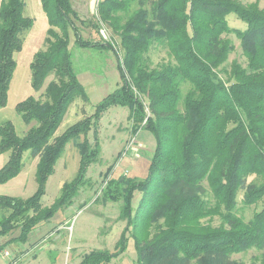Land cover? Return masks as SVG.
<instances>
[{
    "label": "trees",
    "instance_id": "1",
    "mask_svg": "<svg viewBox=\"0 0 264 264\" xmlns=\"http://www.w3.org/2000/svg\"><path fill=\"white\" fill-rule=\"evenodd\" d=\"M40 1L49 29L47 48L36 52L30 65L32 88L39 92L50 76L54 79L44 89V101L30 96L18 104L17 112L29 126L23 136L12 122L0 123V155L10 153L0 169V184L22 172L28 152L39 157L38 188L28 199L0 196V211H5L0 235L20 225L19 236L0 250L12 241L26 242L37 225L74 204L88 168L101 156L97 137L102 115L124 106L134 134L146 128L154 135V152L144 180L109 179L103 192L106 199L122 200L121 218L127 221L115 252L93 250L79 264H109L125 251L126 233L134 240L137 264H244L233 255L251 249L260 252L251 264H264V207L246 221L237 203L242 190L245 206L264 200V9L240 0H100L95 27H110L120 39V57L111 42L83 40L76 20H85L71 0ZM24 12V0H0V109L8 103L22 34L34 26ZM231 13L247 24L245 30L229 26ZM71 31L76 45L115 53L122 85L93 114L57 136L75 100L89 101L69 49ZM231 34L239 39L247 64L234 62L224 80L221 67L235 49ZM158 45L167 47L171 60L152 68L148 54ZM185 85L190 88L183 94ZM77 140L78 172L45 208L48 180L67 145ZM136 191L142 197L133 210ZM215 216L219 225L203 222Z\"/></svg>",
    "mask_w": 264,
    "mask_h": 264
},
{
    "label": "rangeland",
    "instance_id": "2",
    "mask_svg": "<svg viewBox=\"0 0 264 264\" xmlns=\"http://www.w3.org/2000/svg\"><path fill=\"white\" fill-rule=\"evenodd\" d=\"M24 1V14L34 19V26L22 34L24 46L22 51L15 53L17 67L10 85L8 103L5 108L0 109V123L5 121L12 122L20 136L26 133L29 126L25 125L17 112L18 104L30 96H34L39 101H44L45 98L42 95L44 89L54 79L53 75L50 76L43 89L39 92H35L32 88L30 65L35 53L47 48L46 37L49 23L40 0ZM88 1L73 0V4H75L81 19L85 20L84 23L76 20V25L83 40L87 43L103 40L100 34L102 25L95 27L98 24L97 13L95 16L94 10L92 11V8H90L91 4L88 5L89 10L87 12L81 11ZM240 2L243 4L257 3L261 9H264V0H240ZM227 21L229 26L234 29L245 30L247 27V24L234 13L227 16ZM103 25L109 36V40L104 41L113 42L119 56H123L120 39L113 34L108 25ZM228 38L232 40L235 49L221 67L220 77L224 80L228 79L234 62H238L244 67L247 64L239 39L234 34L229 35ZM75 39L76 37L71 31L69 49L73 56L74 68L78 73L79 81L86 88L89 101L85 102L80 98L75 100L59 126L56 132L57 136L85 116L93 114L96 105L122 85L118 60L113 51L82 47L76 45ZM148 58L152 68L171 60L167 47L159 45L150 50ZM189 88V85H185L183 94ZM129 115V108L124 106H113L102 115L99 121V134L97 137L101 146V156L98 162L88 168L86 174L87 182L81 187L74 204L63 208V210L65 209L63 218L58 212L59 214L57 213L58 215L56 214L51 220L37 225L30 232L26 244L33 240L38 242L45 241V244L49 241L51 242V239L56 240L57 238L58 242L63 240V244H57L58 248L53 251L54 254L50 253L49 255L52 260L56 256L55 260L59 257L61 264H73L77 260L79 261V258L82 260L85 254L93 250L115 252L117 242L126 229L127 221L121 218L122 200L115 202L106 199L103 196V192L107 188L109 179H113L116 182L118 178L123 176L121 181L125 177L134 178L137 181L144 180L155 148V138L150 130L141 128L136 134L132 132L133 123L130 121ZM89 137L93 143V133H90ZM77 142H80V140L70 142L67 145L64 155L56 165L55 173L50 176L46 186V195L42 198L43 207H50L60 195L63 183L72 180L76 176L80 158L76 146ZM9 156V152L0 155V169L9 160ZM23 161L22 172L12 180L0 184V196L28 199L36 193L38 188L36 171L39 157H32L26 152ZM110 167H112V170L107 175ZM252 179L250 177L248 183ZM113 191L115 192V188ZM244 192L242 190L237 198L238 214L248 221L254 212L264 207V200L253 206H245L242 202ZM110 193L113 194V192ZM141 197V192L136 191L134 193L133 210L138 207ZM4 212L0 211V218L4 215ZM60 217L65 227H59ZM203 222L217 226L220 224V219L215 216L212 219L205 218ZM40 225L44 226L40 229ZM55 228L57 231L59 230L57 236L51 235ZM19 234L20 225H17L7 235H0V242L15 238ZM126 236L128 241L125 251L109 264H137V251L134 240L130 238V233H126ZM42 245H44V242ZM259 255L260 252L258 250L251 249L246 253L233 255V260L239 263L251 264L253 257Z\"/></svg>",
    "mask_w": 264,
    "mask_h": 264
},
{
    "label": "crops",
    "instance_id": "3",
    "mask_svg": "<svg viewBox=\"0 0 264 264\" xmlns=\"http://www.w3.org/2000/svg\"><path fill=\"white\" fill-rule=\"evenodd\" d=\"M100 1V0H99ZM71 3L74 7V9L78 12V10L75 7V4H73V0H71ZM97 3V4H96ZM91 4L92 11L94 10V15L96 16L97 13V7H98V0H89L84 7L81 9L82 12H87L89 10L88 5ZM49 29V28H48ZM64 212V213H63ZM59 213L61 214V217L64 216L63 214H65V209L62 211H59ZM58 213V214H59ZM57 214V215H58ZM60 217L61 222L59 227H65L63 225V221L62 218ZM45 224V223H44ZM44 225H40V229L43 227ZM38 227V228H39ZM39 230V229H37ZM56 231V232H55ZM59 231V230H58ZM58 231L55 230L52 232L53 236H57ZM43 232V231H41ZM10 240V239H8ZM7 240V241H8ZM0 242V246L4 245L5 242ZM44 242V245H42ZM47 242V241H46ZM27 242H20V241H16V242H12L7 244L6 246H4L0 251L2 250H9L14 256H17L18 258V263L17 264H61L60 263V259L58 257L57 260H52L49 255L50 253H53V251L57 250L59 243L63 244V240L62 242H58L57 238L56 240H52L51 242L49 241L48 243L45 244V241H40L38 242L36 241H30L28 244H26ZM42 248V249H41ZM54 254V253H53ZM49 257V258H48ZM80 258L79 261L77 260V262H74L73 264H79L80 263ZM9 262L8 258L2 257L0 256V264H6Z\"/></svg>",
    "mask_w": 264,
    "mask_h": 264
},
{
    "label": "built area",
    "instance_id": "4",
    "mask_svg": "<svg viewBox=\"0 0 264 264\" xmlns=\"http://www.w3.org/2000/svg\"><path fill=\"white\" fill-rule=\"evenodd\" d=\"M100 24L102 25V28L100 29V34H101L103 40H109V36H108V33H107V30H106L105 26L102 23H100ZM108 42H111V41H108ZM111 43H113V42H111ZM0 256L9 259V262L6 263V264H17L18 263L17 257L14 256L9 250L0 251Z\"/></svg>",
    "mask_w": 264,
    "mask_h": 264
}]
</instances>
